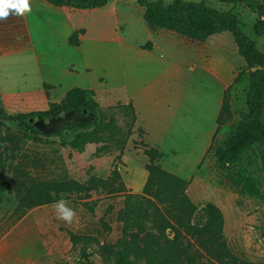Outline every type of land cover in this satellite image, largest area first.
I'll list each match as a JSON object with an SVG mask.
<instances>
[{
  "label": "rangeland",
  "instance_id": "obj_1",
  "mask_svg": "<svg viewBox=\"0 0 264 264\" xmlns=\"http://www.w3.org/2000/svg\"><path fill=\"white\" fill-rule=\"evenodd\" d=\"M205 1L232 9L241 28L264 51V36L251 30L256 14L247 6ZM66 10L71 20L58 8L39 10L47 25L26 14L36 56L27 51L0 54V101L11 114L45 109L70 87L81 86L92 91L101 127L95 139L77 151L59 140L72 135L69 124L91 118L81 110L53 119L34 116L41 130L56 135L21 140L18 146L7 132L21 137L22 126L11 121L2 125L0 173L14 187L0 202V264H79V247L71 243L70 232L94 236L99 243L119 238L122 223L117 212L128 193H141L147 177L145 145L159 149L162 167L188 180L187 192L196 204L212 201L220 207L224 239L236 255L264 261V198L241 194L218 168L213 150L207 149L222 142L239 113L247 110L249 69L232 35L221 32L194 38L180 29L149 27L144 9L135 0H109L102 8L91 9L67 6ZM72 24L74 30L83 29L79 47L63 36L72 32ZM42 78L54 81L47 95ZM226 88L232 116L217 129ZM138 99L146 107L155 104L150 123L156 128L151 132L137 122L134 101ZM240 165L264 187V162L257 149L247 151ZM49 179H75L87 187L86 193L51 191L49 202L29 208L20 204L23 185ZM61 198L77 213L78 221L72 226L56 218L53 204ZM88 250L93 264H104L96 243ZM202 261L218 264L205 256Z\"/></svg>",
  "mask_w": 264,
  "mask_h": 264
},
{
  "label": "trees",
  "instance_id": "obj_2",
  "mask_svg": "<svg viewBox=\"0 0 264 264\" xmlns=\"http://www.w3.org/2000/svg\"><path fill=\"white\" fill-rule=\"evenodd\" d=\"M54 6L75 8H102L109 0H46ZM144 9V19L149 27L167 26L180 29L194 38H205L221 32H229L233 37L238 55L244 61L248 72V88L245 94L247 110L239 113L225 139L207 149L213 150L215 162L225 172L226 178L244 195L264 198V187L258 179L240 164L247 151L261 154L264 162V51L257 47L240 25L237 14L232 9H221L205 0H135ZM225 4H244L256 14L252 33L264 36V0H218ZM83 29H75L68 37V43L79 46L78 34ZM30 44V36L24 17L9 16L0 20V54L19 50ZM256 66L255 70L252 67ZM241 73V72H240ZM44 90L53 87L44 83ZM92 91L72 86L59 101H50L45 109L8 113L0 101V131L6 121L22 126V136L7 132V138L18 146L27 139L40 138L46 134L34 122L33 117L53 119L62 113L81 110L91 114V118L77 119L69 124L72 135L59 140L63 146L77 151L84 144L94 140L101 127L100 111L91 99ZM47 95V92H46ZM132 107L131 103L125 104ZM232 116L228 88L223 92L217 129ZM148 157L147 177L141 193H128L124 205L117 212L122 223V234L114 242L99 243L94 236L70 232V241L79 247V264H93L88 250L92 243L104 264H205L202 257L218 264H264L239 257L224 239V215L220 207L207 201L196 204L187 192L188 180L177 175L158 162L161 152L155 146L145 145ZM240 165L236 170L232 168ZM24 182L21 181L19 187ZM13 183L0 173V202L6 192L12 190ZM18 188V187H17ZM83 186L75 179H49L37 184H25L20 192V204L29 208L46 203L50 192L80 190ZM264 231V226H263Z\"/></svg>",
  "mask_w": 264,
  "mask_h": 264
},
{
  "label": "crops",
  "instance_id": "obj_3",
  "mask_svg": "<svg viewBox=\"0 0 264 264\" xmlns=\"http://www.w3.org/2000/svg\"><path fill=\"white\" fill-rule=\"evenodd\" d=\"M30 5H31V9L32 11L30 12V14L38 21L41 22V24H46L44 22V20H42V18L40 17V15L38 14V11L39 10H48V9H55V8H58L61 12H63L64 14H66L67 18L71 20V15H70V12H68L66 9H67V6H54V5H51L49 4L46 0H30ZM25 19V23H26V27H27V30H28V33H29V36H30V47H25L23 49H19V50H13V51H27V52H30L32 53L33 55L36 56V52H35V49L33 48V45L31 44V35H30V32H29V29H28V24H27V15L24 17ZM69 20V22H70ZM47 25V24H46ZM75 28V25L72 24V27H71V30L73 32ZM71 31H66V33H63V36L64 37H69V35L72 33H70ZM79 47V46H77ZM141 51H144V49L140 48L139 46H137ZM11 51L9 52H5V53H2L3 55L6 54V53H10ZM1 54V55H2ZM41 81L44 83H49L51 84L52 82L54 81H50V80H45L44 78L41 79ZM97 84V83H96ZM93 86V85H92ZM128 96V95H127ZM223 96V94H222ZM222 98V97H221ZM134 100V99H133ZM221 100V99H220ZM135 107H136V111H137V122L142 125L148 132H151L153 131L156 127L150 123V119L156 115L155 113V104L151 103L149 106H144L142 100L138 99V100H135ZM222 102V100H221ZM220 103V101H219Z\"/></svg>",
  "mask_w": 264,
  "mask_h": 264
},
{
  "label": "clouds",
  "instance_id": "obj_4",
  "mask_svg": "<svg viewBox=\"0 0 264 264\" xmlns=\"http://www.w3.org/2000/svg\"><path fill=\"white\" fill-rule=\"evenodd\" d=\"M31 11L30 0H0V20H6L13 14L17 17H25ZM53 209L56 218L68 226L78 221L76 211L70 208L63 198L54 202Z\"/></svg>",
  "mask_w": 264,
  "mask_h": 264
},
{
  "label": "water",
  "instance_id": "obj_5",
  "mask_svg": "<svg viewBox=\"0 0 264 264\" xmlns=\"http://www.w3.org/2000/svg\"><path fill=\"white\" fill-rule=\"evenodd\" d=\"M256 68H257L256 66H253V67H252V70H255Z\"/></svg>",
  "mask_w": 264,
  "mask_h": 264
},
{
  "label": "bare ground",
  "instance_id": "obj_6",
  "mask_svg": "<svg viewBox=\"0 0 264 264\" xmlns=\"http://www.w3.org/2000/svg\"><path fill=\"white\" fill-rule=\"evenodd\" d=\"M196 135H198V134H196Z\"/></svg>",
  "mask_w": 264,
  "mask_h": 264
}]
</instances>
